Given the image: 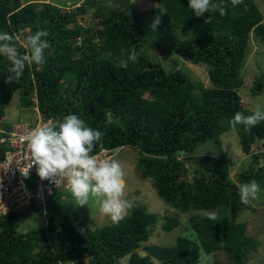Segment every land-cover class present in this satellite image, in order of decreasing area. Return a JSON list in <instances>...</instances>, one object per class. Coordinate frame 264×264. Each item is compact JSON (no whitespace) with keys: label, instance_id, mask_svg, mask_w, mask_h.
Wrapping results in <instances>:
<instances>
[{"label":"trees","instance_id":"1","mask_svg":"<svg viewBox=\"0 0 264 264\" xmlns=\"http://www.w3.org/2000/svg\"><path fill=\"white\" fill-rule=\"evenodd\" d=\"M147 1L156 7L139 11L129 0H84L68 9L0 0V31L18 37L21 54L27 52L26 37L38 30L48 32L50 45L45 64L26 67L17 82H7L11 64L0 55V138L12 129L2 119L16 94L21 107L35 105L44 122L77 115L104 133L93 154L101 148L138 151L142 176L151 180L157 196L180 214L195 212L188 223L196 239L178 237L172 247L142 248L158 221L156 214L139 205L118 223L104 226L96 217L76 212L70 219L64 191H57L46 202L44 213L50 214L43 228L17 232L19 220L39 211L33 208L0 217V264H69L82 259L85 264H198L201 252H222L226 264H246L257 249L246 224L237 222L251 209L242 203L237 184L255 180L264 188V121L250 131L229 121L237 112L251 114L237 92L251 34L264 44L263 15L254 0L235 5L224 0L226 15L210 11L202 17L189 9L188 0ZM161 7L166 12L161 13ZM88 13L93 27L79 22ZM156 17L160 23L154 30ZM170 30L179 36L172 53L205 66L208 87L180 71L166 72L152 58ZM130 47L136 48L138 62L121 67L126 57L120 49ZM263 91L260 77L251 95ZM231 130L237 132L243 155L260 150L251 154L252 162L236 180L219 139ZM208 143L219 149L217 156L196 153ZM5 150L0 145V160ZM210 213L218 219H209ZM178 226L177 219L166 217L161 227L169 233Z\"/></svg>","mask_w":264,"mask_h":264},{"label":"rangeland","instance_id":"2","mask_svg":"<svg viewBox=\"0 0 264 264\" xmlns=\"http://www.w3.org/2000/svg\"><path fill=\"white\" fill-rule=\"evenodd\" d=\"M22 4L29 2L35 3H50L68 9L79 6L84 0H20ZM130 4L139 11H147L154 9L156 4L147 0H129ZM256 6L260 10L264 18V0H254ZM93 10V8H91ZM91 13V12H90ZM90 13L80 18V24L84 27H93L94 22L90 20ZM178 32L170 30L160 41V51L153 55L162 68L168 72L173 73L180 71L187 75V77L195 82L201 83L203 86H209L208 72L204 66H195L189 62L180 59L172 53L175 40L178 39ZM264 78V44L259 41L253 34L249 39V45L243 68L241 71L242 86L238 89V96L241 103L246 106L249 112H252L257 106L264 107V91L256 96L251 95V89L257 78ZM2 123L10 127L16 124H28L30 128L37 125H43L41 116L37 111L35 105L30 108H23L19 103V95L13 96L12 100L6 105L4 110V117ZM222 142L223 155L229 160L233 166L229 169L230 175L237 179L242 171L248 168V163L252 162V155L260 150H252L249 155H243L239 145L237 132L231 130L221 135L219 138ZM264 153V151H262ZM198 155L217 156L219 149L212 144H205L199 146L196 150ZM114 159L122 162L126 173V188L124 198L131 202L132 207L127 211L128 215L136 206H144L149 213L157 215L158 221L152 228V232L148 240L142 244V248L151 246L172 247L176 243L178 237H185L188 239H196L194 232L189 226L188 218L193 213L180 214L176 212L169 204L162 201L156 194L151 180L142 176L141 168L139 167L140 155L136 149L125 147L115 151ZM260 164L262 161L260 160ZM243 184V183H242ZM238 187L240 184H237ZM260 198L250 203L251 209L245 210L237 219L238 223H245L247 226L246 234L253 237L257 241V249L249 254L246 264H264V188H262ZM64 201L70 205L69 218H73V212L76 214L96 217L101 225H108L113 223L110 216L99 211L98 206L94 201L89 205L83 207L76 205V201L69 188L64 190ZM61 201H58L57 206ZM68 212V211H67ZM47 214L43 211H30L24 218L19 220L17 232L27 233L45 227L47 223ZM166 217L175 218L179 221V226L169 233L162 230V224ZM80 261V260H79ZM74 261L69 264H85L86 259H82L81 263ZM227 259L224 253L219 252L213 255H206L201 252L198 264H226ZM124 264V260L120 261Z\"/></svg>","mask_w":264,"mask_h":264},{"label":"clouds","instance_id":"3","mask_svg":"<svg viewBox=\"0 0 264 264\" xmlns=\"http://www.w3.org/2000/svg\"><path fill=\"white\" fill-rule=\"evenodd\" d=\"M240 2L241 0H233L234 5ZM188 7L197 17L210 11H218L221 16L227 14L224 0H188ZM164 12L166 10L161 7V13ZM159 23V17H156L151 28L155 30ZM47 36L48 32L42 30L28 35L27 52L21 54L16 44L18 37L0 31V55L6 56L11 64L8 69V83L19 81L26 67L45 64L44 53L50 46ZM120 54L121 57H126L120 60L121 67L126 68L129 63L138 62L139 54L135 47L121 48ZM261 121H264V107L257 106L250 115L235 113L229 123L232 127L241 125L250 131ZM103 135V132L89 127L75 114H69L61 121H48L37 125L26 137L33 163L26 172L23 168L19 170L27 176L28 171L36 166L37 174L42 180H51L56 186L66 182L70 185L76 205L88 206L94 201L100 212L109 215L113 222L118 223L131 209L132 204L124 198L126 173L122 162L114 159L115 152L111 160H101L98 155L93 154L95 145L101 141ZM261 191L260 184L255 180L239 186V196L244 204L258 200ZM209 219L215 221L218 217L215 213H210Z\"/></svg>","mask_w":264,"mask_h":264},{"label":"built area","instance_id":"4","mask_svg":"<svg viewBox=\"0 0 264 264\" xmlns=\"http://www.w3.org/2000/svg\"><path fill=\"white\" fill-rule=\"evenodd\" d=\"M31 130L28 124H16L6 136L0 138V145L6 147L0 160V217L29 208L44 212L47 200L55 192L70 188L66 182L56 186L51 180H42L36 166L28 171L27 176L20 172L21 168L26 172L33 163L26 139ZM114 152L101 148L96 155L101 160H111Z\"/></svg>","mask_w":264,"mask_h":264},{"label":"water","instance_id":"5","mask_svg":"<svg viewBox=\"0 0 264 264\" xmlns=\"http://www.w3.org/2000/svg\"><path fill=\"white\" fill-rule=\"evenodd\" d=\"M235 179V177H233V180Z\"/></svg>","mask_w":264,"mask_h":264},{"label":"bare ground","instance_id":"6","mask_svg":"<svg viewBox=\"0 0 264 264\" xmlns=\"http://www.w3.org/2000/svg\"><path fill=\"white\" fill-rule=\"evenodd\" d=\"M233 57V56H232Z\"/></svg>","mask_w":264,"mask_h":264}]
</instances>
